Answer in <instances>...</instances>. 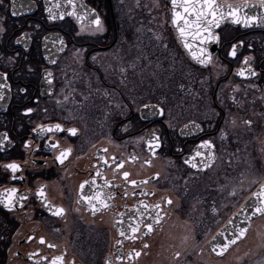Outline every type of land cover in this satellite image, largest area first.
Masks as SVG:
<instances>
[{"label":"flooded vegetation","instance_id":"af4514ba","mask_svg":"<svg viewBox=\"0 0 264 264\" xmlns=\"http://www.w3.org/2000/svg\"><path fill=\"white\" fill-rule=\"evenodd\" d=\"M218 1L252 4L242 23L215 30V54L201 66L182 47L168 0H74L68 16L66 0H3L0 193L17 192L11 208L0 203V264L178 259L181 246L207 248L221 213L226 221L264 181L242 196L264 163V6ZM190 38L203 50L206 33ZM55 124L63 131L40 130ZM205 140L211 149L199 147ZM13 162L16 173L4 167ZM97 192L111 199L94 212L84 197Z\"/></svg>","mask_w":264,"mask_h":264},{"label":"snow or ice","instance_id":"6c2138e0","mask_svg":"<svg viewBox=\"0 0 264 264\" xmlns=\"http://www.w3.org/2000/svg\"><path fill=\"white\" fill-rule=\"evenodd\" d=\"M2 3H3V0H0V4H2ZM69 3H72V0H69ZM172 3L175 6L176 0H172ZM261 6H264V0H262ZM182 7H183V14L180 12H175L174 18H173V23L177 24L178 26H179L180 22L183 21L184 26L179 28L181 36L191 35L192 38L195 40V39L200 38L201 33H206L208 39H217L218 40V37H215L212 35L211 29L214 26L218 27L220 20H223L226 18L223 5L218 4L217 0H184V4L182 5ZM239 10H240V6L233 7L232 5H228L227 6V17H232L233 22L240 23L241 20L239 17ZM49 12H50V16H51V10H49ZM11 14L13 16L17 15V13L15 11H13ZM218 14H219V19H217ZM188 16H192L193 18L191 20H189L187 18ZM209 17H211V19H209ZM51 18H54V17H51ZM255 19H256L255 17L248 18L244 21V23L247 24L249 22V20H255ZM94 23L96 24L98 31H103V29L101 27V20L99 18V15L96 16ZM200 42L205 43L204 40H201ZM61 43H63V41H61ZM185 47L189 48L191 50V45L188 44L187 42H185ZM235 47L236 46L234 45L233 51L231 53V55H233V56H235V54H236ZM192 55H193V58L197 59L198 62L201 64H205V63L210 62V55H209V59H205L204 58L205 53L203 50H201L200 56H197V54L195 52H193ZM53 63H55V61H53ZM245 63L246 64L248 63V58L245 59ZM249 71L252 73V75H256V73L254 71H252L250 68H249ZM240 74L243 75V71ZM48 75L51 76V73H48ZM0 87H6V85H0ZM21 91H26V90L22 89ZM2 98L3 97L0 96V99H2ZM145 107L148 108L150 106L145 105ZM26 112L31 113L32 109L27 108ZM160 114L161 115L163 114V109L160 110ZM247 123L250 124L251 122L249 121ZM40 130L41 131H48V132H52L53 130L63 131L60 124H55V125L47 128V129L41 127ZM33 131H36V129H33ZM67 131L70 132L72 136H75L77 134V129H75V128L68 129ZM4 138L6 139L7 137L5 136ZM154 139L157 141L155 146L160 147V144L158 142V137L154 136ZM2 142L3 141L0 140V143H2ZM25 147H28V145L25 144ZM50 147L55 149L58 147V145L56 143H52L50 145ZM199 147L211 149L212 144L210 141L205 140L201 143V145H199ZM70 153H71V149L64 150V151L60 152V155H58L55 159L62 164L64 162V160L67 159V157L69 156ZM199 155H201V153L199 151H197L196 156H199ZM185 163H191V161L185 160ZM192 166L196 167L197 165L195 163H193ZM207 166L208 165L205 164V167H207ZM4 167L6 169H10L12 171V173H16L19 170L20 165L13 162V163L4 165ZM117 167L122 168L123 165L119 164V165H117ZM128 177H129V173L124 172V178L127 180ZM13 178H15V177H13ZM132 183L135 184L136 181H132ZM83 187H84V185L82 184L81 189H83ZM16 192H17V190L13 188V189L6 190V194L0 193V197H4V199H0V203H4L5 207L11 208V206L13 205L14 199H15ZM40 194H41V196H43V191H41ZM102 195H103L102 193L97 192L93 196L84 197V199L87 201L88 205L92 208V210L94 212L99 210L96 207V203H99V205L102 207L108 206L106 203V200L111 199V197L102 198ZM259 195L262 198L259 199L257 205L254 208V212H253L254 215L255 214L264 215V188H262V191ZM168 203L170 204L171 201L169 200ZM63 212H64V209L59 208V209H56L54 214L55 215H61V214H63ZM147 228L149 231H151L152 225L148 224ZM132 231L136 232V231H138V228L134 227V228H132ZM246 232H247V229L240 228L238 233L235 235V238H231V239H229L228 243H225V244L219 246L220 251L218 254L222 255L224 252H226L231 245L236 244V242L238 240H240L242 237H244ZM123 234L124 233L122 232L121 235H123ZM43 242H44L43 239H41V243H43ZM213 250L215 251V249H213ZM137 255H139V253H137ZM177 255H179V254H177ZM57 259H59V258H57ZM54 264H55V262H54Z\"/></svg>","mask_w":264,"mask_h":264},{"label":"water","instance_id":"95a60500","mask_svg":"<svg viewBox=\"0 0 264 264\" xmlns=\"http://www.w3.org/2000/svg\"><path fill=\"white\" fill-rule=\"evenodd\" d=\"M168 1H169V5H170V11L172 12V21H173L175 12H180V13L183 14L182 5L184 4V0H176L175 6L173 5L172 0H168ZM217 3L224 6L225 16H226L225 19L220 20L219 26L225 21L233 22V18L232 17H227V6L228 5H232L233 7L240 6V10H239V17H240V14H243V13H241L242 9L248 8L252 4V2H247V1L239 2L237 4H225V3H220L218 0H217ZM56 9H57L56 6L53 7V8H50L51 14H54ZM74 13H75V11H74V0H72V3H69V0H66L65 12L62 13V15L68 16V15H74ZM188 17H191V16H188ZM192 18L193 17L189 18V20H191ZM209 19H211V17H209ZM217 19H219V14L217 15ZM240 20L242 21V17H240ZM173 25L176 28V31L178 33L177 34L178 35V39H179L182 47L184 48L187 56L189 57V59L192 60L197 65H201V66L208 65L210 62L205 63V64H201V63L198 62L197 59L193 58V55H192L193 52H195L197 54V56H200L201 55V51H199V49H197L195 47L196 46L195 44H190L191 35L181 36L179 28L184 26L183 21L180 22L179 26L177 24H174V23H173ZM254 25H256V24H254ZM219 26L218 27L214 26L211 29V33L215 37H217V35L215 33V30L218 29ZM204 41L206 42L204 44V47H203V50H204V53H205V57L204 58L205 59H209V55H210V61H211L213 56H214V54H215L216 48H217V45H216L217 44L216 43L217 39H208L207 38V39H204ZM185 42H187L188 44L191 45V50L189 48L185 47ZM262 188H264V181L261 182L260 184H258L251 191V193L242 202V204L238 207V209L234 213H232L228 217L226 222L211 235V237L209 238L208 243H207L208 249L211 252V254L215 255L216 257L224 256L235 244L231 245L229 247V249L226 252H224L222 255L218 254L219 251H220L219 246L223 245L225 243H228L229 239L235 238V235L238 233L240 228H245V229H247V232H248V230L250 228V225H251V221L254 218H257V217L261 216V214H255L254 215L253 212H254V208L257 205L259 199L262 198L259 195L261 193V191H262ZM247 232H246V234H247ZM246 234H245V236H246ZM244 237H242L236 243L241 241ZM213 249H215V251Z\"/></svg>","mask_w":264,"mask_h":264},{"label":"rangeland","instance_id":"374dc122","mask_svg":"<svg viewBox=\"0 0 264 264\" xmlns=\"http://www.w3.org/2000/svg\"><path fill=\"white\" fill-rule=\"evenodd\" d=\"M260 154L261 151L259 150L258 157ZM260 164L257 169V176L249 178L241 188L242 196L253 188L255 182H259L264 178V163ZM226 217L227 213H221V225L225 222ZM216 226L217 224L215 227H210L209 232H207L208 236L215 231ZM205 244L206 240L205 242L194 243L190 247L181 246L179 250L181 251L180 257H182L178 259H175L172 253L169 255V253L163 251L157 261L146 262V264H264V216L254 221L246 239L235 245L224 257L218 258L211 255ZM175 251V249H172L173 254ZM185 256L189 258L190 262L184 260Z\"/></svg>","mask_w":264,"mask_h":264}]
</instances>
